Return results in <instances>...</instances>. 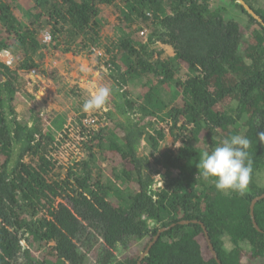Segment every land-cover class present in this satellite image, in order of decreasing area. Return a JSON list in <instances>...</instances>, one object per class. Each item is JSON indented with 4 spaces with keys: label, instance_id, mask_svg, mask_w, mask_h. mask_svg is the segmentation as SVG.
I'll return each instance as SVG.
<instances>
[{
    "label": "trees",
    "instance_id": "1",
    "mask_svg": "<svg viewBox=\"0 0 264 264\" xmlns=\"http://www.w3.org/2000/svg\"><path fill=\"white\" fill-rule=\"evenodd\" d=\"M245 1L264 20V0ZM107 7L122 31L116 112L107 125H83L86 158L65 171L49 152L54 112L35 106L25 120L15 112L26 85L20 73L39 67L45 32L64 51L99 47ZM157 43L175 55L164 57ZM3 51L14 63L0 61V264H87L94 252L93 264H137L139 252L119 260L114 250L135 239L145 241L143 252L173 224L142 264H218L194 220L223 264H264V199L254 208L260 230L250 208L264 194V27L236 0H0ZM233 135L251 141L243 195L217 190L197 167L204 151ZM168 136L182 145L160 154ZM143 140L149 152L139 155Z\"/></svg>",
    "mask_w": 264,
    "mask_h": 264
},
{
    "label": "rangeland",
    "instance_id": "2",
    "mask_svg": "<svg viewBox=\"0 0 264 264\" xmlns=\"http://www.w3.org/2000/svg\"><path fill=\"white\" fill-rule=\"evenodd\" d=\"M105 11L112 13L108 17V24L103 29L99 47L79 54L74 51H64L55 47L49 33L45 32L42 37L47 43V47L43 49L44 55L39 61V67L20 73L24 77L26 85L23 89V101L17 104L15 112L22 120L29 118L28 110L35 106L42 108L44 114L54 112L52 118L55 122L53 124L55 141L49 145V152L52 157L64 165L65 171L86 158V149H83L80 136L83 125L92 124L93 128L107 125L109 112H116L113 108L118 99V89L121 88L119 82L121 81H119L120 77L117 76L113 61L114 57L119 55L117 43L122 33L120 30L121 20L113 8L107 7ZM229 14V17L235 18L241 25L249 28V19L243 17L244 15H241L235 8H229ZM247 38L248 36H245L242 48L246 46ZM153 47L162 50L164 57L175 55L174 49L170 45L157 43ZM0 61L12 66L14 55L9 51H3L0 53ZM117 61L119 60L116 59ZM101 87L110 90L107 104L102 109L85 112L83 104L90 98L91 92ZM127 87L132 88L134 94L141 92L136 85L133 86L129 82L125 88ZM160 125L162 124L155 123V126ZM176 144L182 145V142L168 136L160 145V154L177 149ZM148 152V144L143 140L139 155ZM107 165L102 161L95 163V167L107 168ZM110 171H106L107 178L111 181H119L116 172ZM164 172L165 169L162 168L160 173L153 176L155 188L163 184ZM257 182L260 185L264 184V172L258 176ZM116 186L118 185H115L114 188ZM144 242V240L133 239L119 244L114 253L119 260L136 255L138 252L141 254ZM97 256L96 252L89 254L86 259L87 264H93Z\"/></svg>",
    "mask_w": 264,
    "mask_h": 264
},
{
    "label": "clouds",
    "instance_id": "3",
    "mask_svg": "<svg viewBox=\"0 0 264 264\" xmlns=\"http://www.w3.org/2000/svg\"><path fill=\"white\" fill-rule=\"evenodd\" d=\"M110 90L97 88L83 104L85 112L102 109L108 102ZM264 140V132L259 134ZM251 141L241 135L225 138L211 152L204 151L197 165L200 175L209 180L214 178L217 190H231L243 195L248 187L252 171L249 147ZM181 145L176 144L179 148Z\"/></svg>",
    "mask_w": 264,
    "mask_h": 264
},
{
    "label": "water",
    "instance_id": "4",
    "mask_svg": "<svg viewBox=\"0 0 264 264\" xmlns=\"http://www.w3.org/2000/svg\"><path fill=\"white\" fill-rule=\"evenodd\" d=\"M236 2L240 5H242L244 7V9L247 11V13L249 15H251L254 19H256L259 23H261V25L264 27V20L262 19V17L260 15H258L252 8L251 6L245 1V0H236ZM264 199V194L260 195V196H257L255 197L253 200H252V203H251V216H252V219H253V223L255 225V227L260 230L257 222H256V219H255V215H254V208H255V205ZM194 223H200L205 234H206V237H207V241H208V245H209V248L213 254V256L215 257L216 261L218 262V264H223L222 261L220 260L219 256H218V253L217 251L215 250V247L210 239V236H209V232H208V229L207 227L202 223V222H199V221H196L194 220L193 221ZM181 224H188L190 223V221H181L180 222ZM175 224H173L172 226H174ZM171 226V227H172ZM171 227H165V228H161L158 233L156 234V236L153 238V240L149 243V245L147 246V248L145 249V251H143L141 254H140V257L137 261V264H142V261L144 260V258L149 255L150 253V250L151 248L153 247V245L157 242V240L159 239L160 235L165 232L166 230H168L169 228Z\"/></svg>",
    "mask_w": 264,
    "mask_h": 264
}]
</instances>
